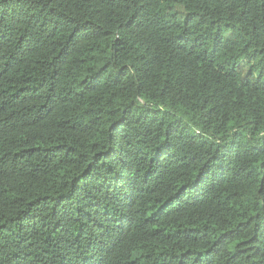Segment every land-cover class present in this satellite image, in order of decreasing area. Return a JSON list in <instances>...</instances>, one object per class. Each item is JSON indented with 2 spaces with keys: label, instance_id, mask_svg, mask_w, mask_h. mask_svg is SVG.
I'll return each instance as SVG.
<instances>
[{
  "label": "trees",
  "instance_id": "trees-1",
  "mask_svg": "<svg viewBox=\"0 0 264 264\" xmlns=\"http://www.w3.org/2000/svg\"><path fill=\"white\" fill-rule=\"evenodd\" d=\"M0 264H264V0H0Z\"/></svg>",
  "mask_w": 264,
  "mask_h": 264
}]
</instances>
